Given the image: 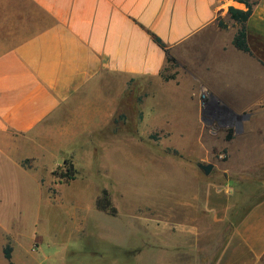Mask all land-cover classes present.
Segmentation results:
<instances>
[{
	"label": "crops",
	"instance_id": "obj_1",
	"mask_svg": "<svg viewBox=\"0 0 264 264\" xmlns=\"http://www.w3.org/2000/svg\"><path fill=\"white\" fill-rule=\"evenodd\" d=\"M229 7L246 10L236 0H0V166L20 171L14 158L31 155L36 130L75 132L94 115L108 126L134 92L147 102L139 113L168 117L182 149L205 150L197 167L221 151L225 183L209 184L202 201L230 231L213 264H264V199L239 221L231 210L240 182L264 183V0L245 24L249 53L232 43ZM203 93L243 118L209 131L213 144L199 125Z\"/></svg>",
	"mask_w": 264,
	"mask_h": 264
},
{
	"label": "rangeland",
	"instance_id": "obj_2",
	"mask_svg": "<svg viewBox=\"0 0 264 264\" xmlns=\"http://www.w3.org/2000/svg\"><path fill=\"white\" fill-rule=\"evenodd\" d=\"M202 96L196 105L204 138L240 126L243 118ZM125 97L108 126L94 115L75 132L59 124L36 130L29 136L31 155L14 158L20 171L0 166V220L8 228L0 229V264L214 263L230 231L212 221L202 201L209 184L225 183L221 151L201 163L216 162L205 175L196 165L203 148L193 150L196 142L189 141L182 149L174 140L181 134L168 133L167 116H145L138 108L146 100ZM70 164L73 179L62 177ZM263 186L240 182L234 221L264 199Z\"/></svg>",
	"mask_w": 264,
	"mask_h": 264
},
{
	"label": "trees",
	"instance_id": "obj_3",
	"mask_svg": "<svg viewBox=\"0 0 264 264\" xmlns=\"http://www.w3.org/2000/svg\"><path fill=\"white\" fill-rule=\"evenodd\" d=\"M236 1L244 4L246 7V10H240V9H236L234 7L228 8V14H229L230 19L233 20L236 25H238V29H237V32H236L234 38H233L232 43H233L234 47L237 48L238 50L249 53L250 49H249L248 43H247L245 24L252 14V9H253V5L255 4V1L254 2H251L250 0H236ZM218 25L222 29L226 28V25L221 21L218 23ZM154 41L160 47L165 48V45L162 43V41L159 38L154 37ZM133 93L134 92H131V94H130L131 99H134ZM125 99H129V97H125ZM123 104H124V106L126 105V108H127L130 103H128V100H123ZM64 164H67V162L65 161ZM65 173L66 174H64L62 177L67 178V179H73L74 178L76 171H75L72 164L68 165V168L66 169ZM100 210L106 211L105 209H102V208H100ZM111 215H113V214H111ZM3 253H4L5 259L10 260L11 248L9 246H6L4 248Z\"/></svg>",
	"mask_w": 264,
	"mask_h": 264
},
{
	"label": "water",
	"instance_id": "obj_4",
	"mask_svg": "<svg viewBox=\"0 0 264 264\" xmlns=\"http://www.w3.org/2000/svg\"><path fill=\"white\" fill-rule=\"evenodd\" d=\"M198 167L201 170H203L205 175H208L211 172L213 165L212 164H199Z\"/></svg>",
	"mask_w": 264,
	"mask_h": 264
},
{
	"label": "flooded vegetation",
	"instance_id": "obj_5",
	"mask_svg": "<svg viewBox=\"0 0 264 264\" xmlns=\"http://www.w3.org/2000/svg\"><path fill=\"white\" fill-rule=\"evenodd\" d=\"M213 169V168H212Z\"/></svg>",
	"mask_w": 264,
	"mask_h": 264
}]
</instances>
